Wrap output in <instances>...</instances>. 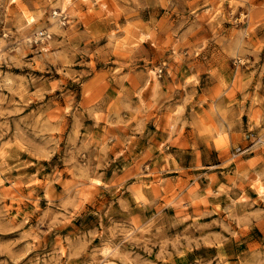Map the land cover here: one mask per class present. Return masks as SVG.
<instances>
[{
	"label": "rangeland",
	"instance_id": "rangeland-1",
	"mask_svg": "<svg viewBox=\"0 0 264 264\" xmlns=\"http://www.w3.org/2000/svg\"><path fill=\"white\" fill-rule=\"evenodd\" d=\"M66 1L0 0V264H264V0Z\"/></svg>",
	"mask_w": 264,
	"mask_h": 264
},
{
	"label": "bare ground",
	"instance_id": "bare-ground-1",
	"mask_svg": "<svg viewBox=\"0 0 264 264\" xmlns=\"http://www.w3.org/2000/svg\"><path fill=\"white\" fill-rule=\"evenodd\" d=\"M70 1L71 0H67L66 1V3H70ZM82 3H86V4H89V10L91 11V10H93L94 9V5L98 2V1H100V0H80ZM89 2H91V3H89ZM73 2H71L70 3V12H69V14H73V13H75L77 10H75L74 9V7H73ZM88 9V8H87ZM57 14H58V12H56ZM54 15H55V13H54ZM78 15H80L79 13H78ZM141 40H143V37H141ZM260 123H261V120L260 119H258V120H256V124L257 125H260ZM256 126V125H255ZM258 127V126H257ZM222 132V131H221ZM156 172V171H155ZM152 173V172H151ZM154 173V172H153ZM157 173V172H156ZM148 177V176H147ZM159 177V176H158ZM157 178V177H156ZM155 179V178H154ZM144 180V179H143ZM150 180V179H149ZM152 180V179H151ZM160 180V179H159ZM146 181V180H145ZM3 182H4V180H3ZM148 182V181H147ZM152 182V181H151ZM157 182V181H156ZM153 183V182H152ZM155 183V182H154ZM5 184V183H4ZM4 184L2 183L1 184V180H0V185H2V186H4ZM149 184H151V183H149ZM159 184H161L160 182H159ZM154 185V184H153ZM14 186V185H13ZM144 186V185H143ZM152 186V185H151ZM1 187V186H0ZM145 187V186H144ZM149 187V186H148ZM153 187V186H152ZM151 187V188H152ZM158 189V188H157ZM2 190H3V188H2ZM6 190V189H5ZM4 190V191H5ZM146 190V189H145ZM3 191V193H7V190H6V192H4ZM152 191V190H151ZM154 191V190H153ZM157 191V190H156ZM258 191L262 194V195H264V183L262 182V180H260V183H258ZM178 193V192H177ZM174 194V193H173ZM4 195V194H3ZM8 196V195H7ZM174 196V195H173ZM11 198V197H10ZM168 200V199H167ZM139 201V200H138ZM141 201V200H140ZM139 201V202H140ZM138 203V202H137ZM164 203H166L165 201H164ZM172 203V202H171ZM167 204V203H166ZM104 247H107V246H104ZM110 247V246H109ZM101 253H103L104 255H107L108 253H110V252H108V249H106V250H104L103 252L101 251ZM103 254H102V256H103ZM104 257V256H103Z\"/></svg>",
	"mask_w": 264,
	"mask_h": 264
}]
</instances>
